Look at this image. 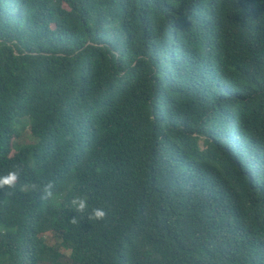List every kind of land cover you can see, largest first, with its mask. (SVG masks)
Segmentation results:
<instances>
[{
    "label": "trees",
    "instance_id": "16d2710c",
    "mask_svg": "<svg viewBox=\"0 0 264 264\" xmlns=\"http://www.w3.org/2000/svg\"><path fill=\"white\" fill-rule=\"evenodd\" d=\"M16 166L0 264H264V0H0Z\"/></svg>",
    "mask_w": 264,
    "mask_h": 264
},
{
    "label": "clouds",
    "instance_id": "9594fccd",
    "mask_svg": "<svg viewBox=\"0 0 264 264\" xmlns=\"http://www.w3.org/2000/svg\"><path fill=\"white\" fill-rule=\"evenodd\" d=\"M30 130V128H29ZM22 169L20 166H16L12 170L8 171L6 175H0V189H3L7 187L8 189L15 188L17 185V182L20 180ZM53 183L49 182L47 185L43 186V193L44 198H49L53 196ZM70 204H65L64 206H67ZM71 205L75 208L77 212L83 213L85 209L87 208V199L84 197H74L71 200ZM94 217L96 219H103L106 215L105 211L100 208H96L93 210ZM73 223H75V220L73 219Z\"/></svg>",
    "mask_w": 264,
    "mask_h": 264
},
{
    "label": "rangeland",
    "instance_id": "374dc122",
    "mask_svg": "<svg viewBox=\"0 0 264 264\" xmlns=\"http://www.w3.org/2000/svg\"><path fill=\"white\" fill-rule=\"evenodd\" d=\"M17 127H18L19 132L15 140H12V146H11V152H10L11 154L14 153L18 149L19 145L35 141V138L30 134L28 119L26 117H21L19 119ZM63 209L65 211H68L70 209V206L69 205L63 206ZM44 236L48 243L53 242L51 232H47L46 234H44ZM61 252L67 255L69 253V250L62 248Z\"/></svg>",
    "mask_w": 264,
    "mask_h": 264
}]
</instances>
